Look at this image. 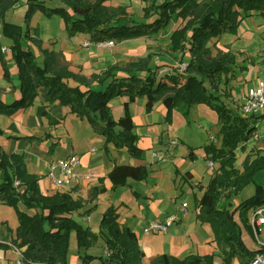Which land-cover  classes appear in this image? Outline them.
<instances>
[{
	"label": "trees",
	"instance_id": "trees-1",
	"mask_svg": "<svg viewBox=\"0 0 264 264\" xmlns=\"http://www.w3.org/2000/svg\"><path fill=\"white\" fill-rule=\"evenodd\" d=\"M109 0H0V36L13 40L10 53L17 60L19 96L11 103L0 97V115L11 117L21 109L32 107L40 99L37 116H48L54 125L59 121L49 116L56 107H68L78 118L86 120L95 133L105 137L107 155L125 149L130 157L141 150L133 117L128 114L116 120L110 102L126 97L128 103L146 98L145 111L152 112L158 103L166 109L165 122H171L175 108L189 112L198 104L208 105L217 115L219 126L216 141L204 146L205 159L214 163V172L206 185L196 184L203 191L196 199V218L210 224L217 248L222 254L219 264H251L264 247L251 250L243 239V229L258 233L250 224V212L264 205V188L257 184L254 194L239 202L235 199L255 182L264 171V152H247V143L255 136L257 125L264 118L244 116L221 101L222 84L234 79L237 57L229 50L213 54V39L235 34L241 20L249 16L264 19V0H143L144 20H135L123 6H109ZM25 7V26L6 20L7 13ZM37 12L63 18L70 37L77 32L89 35L93 43H122L128 40L157 37V46L145 57L122 66L110 64L105 69L85 75L61 63L57 53L43 48L37 28L31 20ZM173 25L170 34L166 33ZM0 43V63L5 80L13 87L14 78ZM36 49V51H35ZM167 57L172 64L155 68L157 57ZM185 65L184 69L181 66ZM169 67V68H166ZM164 69V73L159 75ZM237 150L245 152L241 167L235 165ZM188 157L196 159L193 148ZM215 163L217 164L215 168ZM188 173L184 177L188 180ZM190 174V173H189ZM144 177L142 165L116 164L108 174L113 188L128 179ZM41 177L29 171L21 153H0V202L16 209L18 226L10 245L22 253L24 264H67L71 235L79 249L97 245L101 236L106 255L102 264H141L145 253L137 234L120 222V205H108L100 220L99 232L81 225L74 216L88 218L95 206L83 211L106 192L104 178L88 191L87 200L74 198L71 191L46 195L40 186ZM16 182L18 184H16ZM23 204L28 210L20 208ZM0 248H7L0 243ZM214 253L189 254L184 258L166 253L151 259V264H216Z\"/></svg>",
	"mask_w": 264,
	"mask_h": 264
},
{
	"label": "rangeland",
	"instance_id": "rangeland-1",
	"mask_svg": "<svg viewBox=\"0 0 264 264\" xmlns=\"http://www.w3.org/2000/svg\"><path fill=\"white\" fill-rule=\"evenodd\" d=\"M106 4L113 7H125L135 20L142 21L145 19V3L143 0H109ZM7 14V21H17L23 27L25 26L23 21L24 15L20 17L16 15L13 16L11 11ZM31 27L37 28L43 44L48 45L43 46V48H48L50 46L49 48L57 53L61 63H66L72 71H80L85 75L99 72L110 64L122 66L123 64L137 58L145 57L149 51H154L157 46L156 39L159 36L155 35L150 38L128 40L122 43L114 42L108 48L99 49L95 46L84 47L83 44L85 43L86 38L89 37L87 34L77 32L74 36L70 37L66 31L63 18L58 15L48 17L42 12H37L31 20ZM173 28V25L169 26L166 33L170 34ZM225 35H228L226 37L228 38L227 40L220 39L215 41L213 39L209 45L212 48L213 54H217L218 50L226 49L234 53L237 57V72L234 79H229L227 84H222L221 87L223 93L221 101L229 104L238 111L237 104L241 100V97L246 94L249 89L255 88L260 81L264 82V19L256 15L245 17L240 21L238 30L235 34ZM0 43L3 47L11 49L13 40L1 35ZM5 56L8 59V67L10 68L12 77L16 79L18 77L17 60L12 56L10 51L5 52ZM67 60H70V62ZM156 61H158V64H154L155 68L172 64V62L164 56L157 57L155 59V62ZM6 85H9V83L4 78V69L0 63V93L2 95H4ZM38 101L39 99L37 100V103ZM198 106L200 110L203 111L200 112V115L193 116V119L192 116H190L192 108L187 113L183 112V109L181 108L173 109L170 123L165 122V116L161 119L160 123H155L153 122L155 115L152 112H141V110L138 109V106L135 108L128 107L127 113L135 118V132L138 134L137 146L141 150L136 156L129 158L128 155L127 158H129L128 161L131 162V164L143 166L144 177L140 180L128 179L125 185L118 186L115 189L112 187L113 183L109 180V190H107L106 193L100 194L92 204V206L96 205L95 209L98 208L96 210L94 209L96 212H92L94 220L91 226L97 221V215L100 213L99 211H101L103 207L102 205L109 201V199L115 201V205L124 201L127 205L125 206V203H121L122 207L120 208V211H122V215L130 213L131 218H134L135 222L138 223H140V219L145 220L142 221L136 229L139 232L140 244H143L149 249V251L147 250L146 252L147 256H157L163 253L173 255L171 249H175L173 245L174 242H171V240L169 241L168 236L169 234L178 232L181 236L185 237L187 235H192L195 240L196 238L200 240L198 244L199 255L214 253L217 255L216 264L221 262L222 254L217 248L216 243L212 242L214 235L210 224L203 223L208 225V229H204L203 227H200V225H198L197 228H194L193 219L196 216V199L201 194L199 189H197L196 193H193V190H190L188 182L185 183L183 189L177 188V191H175L177 192L176 195H181L178 197V200H176V205L171 202L170 199L160 200V196H157L156 193L149 192L152 186L158 182V179L150 177L152 172V164L150 163V160L152 158V152L154 151V153L159 154V158H167L164 161H168L164 164L160 163L158 168L165 170L167 166H173V171L175 172L171 173L170 176H177L176 181H174V179L171 181L166 174L162 183L164 189H170L172 187L171 182L175 183V186L177 187L180 186L179 180L181 173L178 175L176 169H178L179 172H182L185 169H191L196 178L201 179L205 185L208 183L211 171L208 167V160L203 157V148L212 141H216L219 126L217 125L218 123H216V113L208 105L198 104L194 107ZM115 113H118V111L116 110ZM147 118L149 119V124H146L147 122L144 120ZM255 133V136L248 143L246 151L256 152L260 149L264 152V118L258 123ZM98 136L101 137V140L90 138L86 145L83 146L84 148H80L81 151L85 149V147H93L97 152L106 153L105 150L102 149L105 137L99 134ZM218 141L219 140L216 142L218 143ZM65 142L66 139L62 140V143ZM190 148H193L195 151L197 156L196 159L188 157ZM184 155H186V157ZM245 155V152L237 150L235 159V165L237 167H241ZM76 156L80 157L79 155ZM216 166L217 164L215 163V168ZM79 167L80 165L75 169L76 174L83 176L89 175V173H81ZM257 184L264 188V171H261L256 175L255 182L252 183L240 197L235 199V202H239L243 198L253 195ZM109 191H111V193ZM182 202H186L188 205V213L184 218H182V211L179 210L178 212L177 210L178 203L181 204ZM7 208L13 209L14 215H17L14 207L7 206ZM20 208L24 211H30V213L34 211L28 210L23 204H20ZM172 213H177L176 215L179 218H182V220L173 223L167 233L153 234L145 232V228L150 221H164L168 216H171ZM249 214L251 215L252 212ZM149 219L152 220L147 223V220ZM12 221L14 220L12 219ZM84 221L85 220H83V222ZM83 225H86V221ZM73 234L71 235L67 253V264H102L99 258L95 260L86 259V261H83L86 249L81 248V250H83L80 253L81 255L79 256L77 254L78 246L75 243L77 240ZM257 235L258 233L252 235L246 229H243V239L245 240L247 247L251 250H255L259 246L264 247V245H262L264 244V225L260 227V233L258 236ZM196 242L198 241L196 240L195 243ZM104 244L105 241L100 236L97 245L88 249L86 253L94 254L98 257L105 252ZM190 254L195 253L191 252ZM187 255H183L179 258H184ZM142 263L148 264V258L142 261ZM20 264L24 263L20 262Z\"/></svg>",
	"mask_w": 264,
	"mask_h": 264
},
{
	"label": "crops",
	"instance_id": "crops-1",
	"mask_svg": "<svg viewBox=\"0 0 264 264\" xmlns=\"http://www.w3.org/2000/svg\"><path fill=\"white\" fill-rule=\"evenodd\" d=\"M10 11L13 14V16L16 15L20 17L24 15L25 7L21 6L19 8L12 9ZM12 22H17V21H12ZM16 24L19 23L17 22ZM227 36L228 35H223L220 38H216L214 40L215 41H218L220 39L227 40L228 39L226 38ZM87 40H89V37L86 38V41ZM43 46H48V45L43 44ZM67 61L70 62V60ZM19 94H20L19 81L16 78L13 81V87L10 84L6 85L4 95L0 93V97H3V100L5 102L11 103L14 99H16L19 96ZM145 103H146V98L136 99L134 102L128 103V99L126 97H116L110 102L109 105L111 107L113 117L116 120H118L120 117L125 116L127 114L126 109L124 110L126 104H128V107L131 108H135L138 106V109H140L141 112H144ZM40 104H41V100L39 99L38 103L36 101L32 107L28 109H21L11 117L0 115V153L6 152L8 154H12V153L23 154L29 171L42 178V180L40 181V186H41V190L46 195H53L56 192L64 191L63 189L58 191L57 188L49 180L46 179V173L49 163L53 160L66 158L71 155H79L80 156L79 158L81 159V164L79 167L80 172L89 173L92 179L86 180L85 178H81L78 181V183L74 184L70 189H66L65 191H71L72 196L74 198L79 197V198H83L84 200H87L89 189L92 186L97 185L100 178H104V185L106 187V192H107V190H109L110 187V182H109L110 179L108 178V174L113 170L115 165L131 164V162L128 161L130 156L129 158H127L128 156L127 151L123 149L121 151L114 152L112 155H107L106 153L97 152V150H95L93 147H85V149L81 151L80 148L81 147L84 148L83 146L86 145L87 141L90 138L101 140V137L94 132L91 125L86 120L80 119L76 115L72 114L68 107H56L49 111V116H51L52 119L59 121V123L56 125L50 122L48 116H44L41 119H39L37 116V107ZM116 110L118 111V113H115ZM202 111L203 110H200L199 106L193 107L190 111V116H192L193 119V116L195 117L200 115V112ZM152 113L155 115L153 122L160 123L161 119L166 114V109L162 103H158L155 106ZM134 120L135 118H133V121ZM144 120H146L145 121L147 122L146 124H149L148 118ZM64 139H66V142L62 143V140ZM104 144H105V140L102 149L104 147ZM92 149H94L95 151H92ZM154 152H152V158L150 160V163L152 164L151 166L152 172L150 174V177L158 179V182H156L155 185L152 186L149 192L156 193L157 196H160V200L170 199V201L176 205L177 202L176 200H178V197L181 195V194L179 196L176 195L177 192L175 191H177V188L183 189L185 183L188 182L190 185V190L191 191L193 190V193H196L197 183L201 182L202 185H205L201 179L195 177L193 170L185 169L184 171L179 172L178 169H176L178 175L179 173H181L180 174L181 177L179 180L180 186L177 187L175 186V183L171 182L172 187L170 189H164L162 183L165 179L166 174L169 176L171 181L173 179L174 181H176L177 176L176 175L173 177L170 176L171 173L175 172L173 171V166H167L165 170L158 168V165L160 163L164 164L167 163L168 161H164L167 158L164 159L161 157L159 158V156L156 155L158 153H154ZM184 156L186 157V155ZM203 157L205 158V153ZM132 165H137V164H132ZM187 172L190 173V174L188 173V177H187L188 180L184 177V174ZM111 191L109 192L111 193ZM200 192H201L200 194L201 196L203 191ZM115 203H116L115 201L109 199V201H107L104 205H102L103 207L101 211H99L100 213H98L97 215L98 216L97 221L92 226L91 224L94 220L92 214L88 218L77 217V216H74V218L81 225H83V223H85L86 221V225H83L84 227H90L94 232H99L100 229L99 225L103 211L108 205H112V204L115 205ZM121 203L123 204L125 203V206L127 205V203L124 201ZM121 203H119L118 205H120ZM92 204L93 203H87L83 211L92 207ZM179 209H180V204L178 203L177 205L178 212ZM195 213L197 214V211ZM184 217L185 216H182V218ZM11 218L14 221H12ZM83 220L85 221L83 222ZM150 220L152 219L147 220V223ZM142 221L145 220L140 219L139 220L140 223L135 222V219L131 218L130 213H127L126 215H122V211H121L120 222L123 225L130 227L137 234L139 239L140 236L136 227L139 226ZM193 221H194V228H197L198 225H200V227H203L204 229H208V225L197 221L196 216L193 219ZM17 226H18V218L17 215L16 216L14 215V210L8 209L7 206H5L3 203L0 202V243H4L7 246V248H0V264H17L16 262L20 259L19 255L15 252V250H13V248L10 247L11 246L10 242L15 234V229L17 228ZM259 232H260V228H259ZM73 235L75 236V234ZM168 239L169 241L171 240V242H174L173 245L175 249L174 248L171 249L173 255L177 257H182L183 255L190 254L191 252L198 254V250H199L198 244L200 242L198 238H196L198 242L195 243L196 240L193 238L192 235L190 236L187 235L184 237L181 236L180 233L175 232L169 234ZM75 243L77 245V242ZM140 247L145 253V257L143 261L146 258H148V264H151V259L155 256L152 255L147 256L146 252L147 250L149 251V249L145 247L143 244H140ZM104 248H105V252L102 255H106L105 244H104ZM77 249H78L77 254L80 256L81 255L80 253L83 250L79 249L78 247ZM90 255L97 256L94 254H90Z\"/></svg>",
	"mask_w": 264,
	"mask_h": 264
},
{
	"label": "built area",
	"instance_id": "built-area-1",
	"mask_svg": "<svg viewBox=\"0 0 264 264\" xmlns=\"http://www.w3.org/2000/svg\"><path fill=\"white\" fill-rule=\"evenodd\" d=\"M114 42L112 40L108 42H98L93 43L90 39L85 41L83 44L84 47L95 46L99 49L108 48ZM2 50L4 52L10 51V49L3 47ZM186 66H181L184 69ZM164 73V69H162L159 75ZM238 112L244 116L248 115H259L264 112V82L260 81L255 88H251L248 90L246 94L241 97V100L237 104ZM92 151H95L92 149ZM157 156L159 154H156ZM80 165V158L76 155H71L66 158L53 160L49 163L46 178L57 188V190H66L70 189L74 184L78 183L81 178H85L86 180H91V175L83 176L75 173V169ZM208 167L210 171L214 170V163L212 161H208ZM16 184H18L16 182ZM188 205L186 202H182L180 204V211H182L183 216L187 214ZM176 214H172L168 216L164 221L162 220H152L149 222L147 227L145 228L146 233H167L168 230L172 227L173 223L176 221H180ZM250 223L254 230L260 228L264 225V205L254 210L250 217ZM258 236V235H257ZM259 239V238H257ZM264 245V244H262ZM13 250L19 255V260L17 264L22 262V253L15 246L11 245ZM251 264H264V254L258 255L255 260L251 262Z\"/></svg>",
	"mask_w": 264,
	"mask_h": 264
}]
</instances>
